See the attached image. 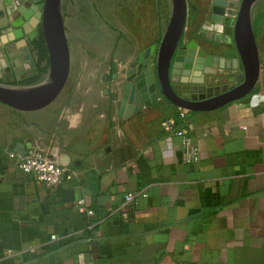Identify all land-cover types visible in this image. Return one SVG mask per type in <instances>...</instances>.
<instances>
[{
    "label": "crops",
    "instance_id": "obj_1",
    "mask_svg": "<svg viewBox=\"0 0 264 264\" xmlns=\"http://www.w3.org/2000/svg\"><path fill=\"white\" fill-rule=\"evenodd\" d=\"M253 24L257 84L216 110L183 119L164 98L126 116L131 91L121 85L135 44L121 33L111 77L118 91H61L33 111L0 102V264H264V0ZM231 66L236 84L245 71L239 57ZM177 130L191 138L197 160H188ZM30 146L77 176L48 187L6 160ZM80 199L94 214L79 209Z\"/></svg>",
    "mask_w": 264,
    "mask_h": 264
},
{
    "label": "rangeland",
    "instance_id": "obj_2",
    "mask_svg": "<svg viewBox=\"0 0 264 264\" xmlns=\"http://www.w3.org/2000/svg\"><path fill=\"white\" fill-rule=\"evenodd\" d=\"M2 1L5 16H0V43L4 56L0 53V79L22 80L36 72L30 41L41 27L42 9L31 1H25L26 4L20 0ZM12 1H16L18 7L9 13L6 8H10ZM213 5L214 0H187L183 56L186 61L182 63L185 68H182L181 80L178 76L173 82L187 98H205L226 90L236 81V73L232 66L229 67L232 59L239 57L235 44L219 41L217 36L208 37L212 33L208 22L212 18ZM64 10L69 28L67 35L71 38L74 33L75 37L70 40L74 64L63 91H86L89 86L94 88L90 91H118V85L111 77L118 69L114 48L119 33L130 45L135 44L126 52L134 54V61L124 68V72L128 67H142L145 63L147 67L156 68L158 47L171 18L173 3L172 0H64ZM14 33L18 35L11 37ZM17 43H21V47L15 50L17 56L14 57L10 50ZM23 48L27 49L30 59ZM142 53H147L148 57L140 59ZM208 63L215 66V72L206 71L210 67ZM196 76L201 81H193ZM131 84V87L135 85L134 82Z\"/></svg>",
    "mask_w": 264,
    "mask_h": 264
},
{
    "label": "water",
    "instance_id": "obj_3",
    "mask_svg": "<svg viewBox=\"0 0 264 264\" xmlns=\"http://www.w3.org/2000/svg\"><path fill=\"white\" fill-rule=\"evenodd\" d=\"M22 1L34 2L42 9L41 29L50 67L42 81L31 85L13 84L0 79V102L18 111H33L51 104L65 88L70 75L71 53L65 27L64 0ZM259 1L214 0L212 18L208 22V29L213 34L207 36H217L216 39L224 43H234L245 74L238 83L231 84L222 92L191 99L181 95L173 85V77L178 76L183 67L186 51V41L182 46L179 45L186 29L187 0H172L173 12L158 47L156 68L147 67V63L142 67H133L128 72V83L121 85L126 94L131 89L129 104L127 100L122 102V108L128 105L126 116L164 98L187 111H212L252 92L260 74V58L253 24V9ZM3 6L4 2L0 0V16L4 17ZM131 82L135 84L132 87Z\"/></svg>",
    "mask_w": 264,
    "mask_h": 264
},
{
    "label": "built area",
    "instance_id": "obj_4",
    "mask_svg": "<svg viewBox=\"0 0 264 264\" xmlns=\"http://www.w3.org/2000/svg\"><path fill=\"white\" fill-rule=\"evenodd\" d=\"M179 110L180 117L184 119L188 111L183 108H179ZM174 124L175 121H170L168 123L169 129L172 130ZM175 133L184 137V147L188 160H197L198 149L191 138L185 136L184 130H177ZM6 160L13 161L16 168L22 173L32 176L48 187H57L64 181L73 180L77 176L74 169L58 164L50 155L36 146H30L24 150H9L6 154ZM133 197L134 195L129 193L126 195V200L131 201ZM77 206L81 211H86L90 215L94 214L93 210L86 208L83 199L77 201Z\"/></svg>",
    "mask_w": 264,
    "mask_h": 264
},
{
    "label": "trees",
    "instance_id": "obj_5",
    "mask_svg": "<svg viewBox=\"0 0 264 264\" xmlns=\"http://www.w3.org/2000/svg\"><path fill=\"white\" fill-rule=\"evenodd\" d=\"M184 41L185 38H182L179 46H182ZM30 47L36 65V72L22 80L3 81L13 84L31 85L42 81L46 77L49 71L50 61L46 41L41 27L38 29L37 36L30 41Z\"/></svg>",
    "mask_w": 264,
    "mask_h": 264
},
{
    "label": "bare ground",
    "instance_id": "obj_6",
    "mask_svg": "<svg viewBox=\"0 0 264 264\" xmlns=\"http://www.w3.org/2000/svg\"><path fill=\"white\" fill-rule=\"evenodd\" d=\"M18 34L17 33H14L11 37H16ZM2 45H1V43H0V53L4 56V53H3V50H2V47H1ZM16 46H20L21 47V43H17L16 45H14V46H12L11 47V54L14 56V57H16L17 55L15 54V48H16ZM25 49V48H24ZM13 50H14V52H13ZM25 51L28 53V51H27V49H25ZM23 52H24V50H23ZM0 54V55H1ZM1 55V56H2ZM28 58L30 59V55H29V53H28ZM5 57L2 59V61H3V63L5 62ZM146 64V63H145ZM28 67V66H27ZM206 71H208V73H213V72H215L216 71V69H215V66H210V67H207L206 68ZM179 72H180V70H179ZM151 74V73H150ZM203 76V75H202ZM193 81H201V79L199 78V77H196ZM151 84V83H150ZM147 86H149V85H147ZM186 91V90H185Z\"/></svg>",
    "mask_w": 264,
    "mask_h": 264
},
{
    "label": "flooded vegetation",
    "instance_id": "obj_7",
    "mask_svg": "<svg viewBox=\"0 0 264 264\" xmlns=\"http://www.w3.org/2000/svg\"><path fill=\"white\" fill-rule=\"evenodd\" d=\"M30 48H31V47H30ZM194 62H195V60H194ZM182 68H185V67L183 66ZM182 68H181V69H182ZM182 73H183V69L181 70V72H180V74H179L178 76L182 75ZM178 76H176V77H174V78L177 79ZM196 77H198V76H196ZM196 77H195V78H196ZM181 78H182V76H180V80H181ZM183 79H184V77H183ZM173 85H174V83H173ZM174 87H175V85H174ZM175 88H176V87H175ZM227 89H228V88H227ZM176 90H177V89H176ZM177 91H178V90H177ZM178 92H179V91H178ZM179 93H180V92H179Z\"/></svg>",
    "mask_w": 264,
    "mask_h": 264
}]
</instances>
